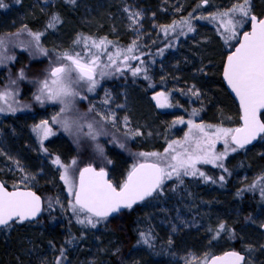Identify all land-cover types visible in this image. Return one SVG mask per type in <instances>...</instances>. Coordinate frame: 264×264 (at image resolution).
I'll return each instance as SVG.
<instances>
[{
  "label": "rangeland",
  "instance_id": "1",
  "mask_svg": "<svg viewBox=\"0 0 264 264\" xmlns=\"http://www.w3.org/2000/svg\"><path fill=\"white\" fill-rule=\"evenodd\" d=\"M6 1L7 6L0 8V38L6 41L0 48L4 58L0 92L13 95L8 103L0 101L6 109L0 112V181L10 189L40 191L45 216L0 229V264H204L205 254L210 257L225 250L243 254V264H264V165L258 163L264 156V136L241 151H231L230 142L227 155L216 164L198 162L197 169L211 179L183 172L173 175L153 198L138 206L99 222L93 217L95 227L87 223L86 212L79 216L73 212V196L61 179L64 168L52 163L58 156L63 165H70L75 183L80 168L94 165L104 168L109 180L119 185L134 163L145 162L139 153H163L170 142L182 141L189 120L237 128L238 108L222 84L221 70L250 19L244 18L236 38L226 42L224 29L211 14L243 0H79L75 24L66 18L41 32L39 43L47 55L36 50L29 32H37L31 29L32 21L56 8L59 0ZM250 7V15H264V0H250ZM137 12L139 16L134 15ZM184 19H190L193 31L177 26L166 32L162 27L174 21L179 25ZM84 37L111 43L96 49L89 40L88 49L84 43L74 48L77 39ZM122 38L125 45L119 42ZM134 41L130 58L124 61V50ZM89 50L100 57L101 66L108 65L103 68L106 74L100 76L98 70L92 92L86 84L76 86L80 95L57 119L77 121L83 128L77 131L74 125L65 131L52 119L63 105L35 100L39 81L64 52L83 55ZM117 50L122 53L118 58ZM108 54L116 64L110 63ZM21 68L24 79L19 78ZM135 68L141 71L133 75ZM161 92L167 94V101L161 98V102L171 107L158 106L154 97ZM8 104L16 111H8ZM113 114L115 125L101 120ZM179 118L184 123H173ZM41 120H47L54 133L42 145L32 130ZM87 123L97 129L102 125L104 134L93 140L86 135ZM224 151V141L218 140L214 152ZM221 163L223 168L218 166ZM221 224L224 229L217 236ZM142 232L150 236L151 247L138 243Z\"/></svg>",
  "mask_w": 264,
  "mask_h": 264
},
{
  "label": "snow or ice",
  "instance_id": "2",
  "mask_svg": "<svg viewBox=\"0 0 264 264\" xmlns=\"http://www.w3.org/2000/svg\"><path fill=\"white\" fill-rule=\"evenodd\" d=\"M207 3L208 0H203ZM7 5L0 0V8ZM250 0H243V3L234 4L230 9L218 13L211 14L213 21L219 20L220 27L224 29L225 41L235 39L237 36V27L241 26L244 18L250 17L251 31L244 32L243 38L238 41V47L227 57V62L224 66V78L228 85L239 98L241 109L242 124L237 128H221L212 125L196 124L192 120L187 123L189 131L185 133L182 141H172L164 149L163 153L141 152L138 155L145 158L143 163H134L128 171L127 176L123 183L114 185L107 179V172L104 168L99 171L89 165L80 170L79 182L76 184L69 175L70 165H63L60 158L57 156L52 163L64 168L61 179L68 185V191L74 197V202H70V207L73 212L79 216L80 212H86L87 223L92 227L96 226L93 222V217L96 222L106 219L112 213L119 212L122 208L131 209L138 201L144 200L146 197L151 196L154 192L161 188L165 179H170L173 175L179 177L181 172L183 175L202 176L205 180L211 179L200 172L196 165L198 162L216 164L227 155L229 150V143L235 145L231 151L235 152L238 148H243L246 144L252 142L256 137L264 133V121L260 119L262 110H264V19H258L256 16L251 15ZM239 14L240 19H237ZM139 16L140 13H135ZM191 17V14H189ZM130 18H132L130 16ZM58 17H53V23L58 22ZM200 19H209V17H200ZM135 22V21H133ZM187 27V31L191 32L194 29L191 26L190 19H184L179 22H173L172 25L162 26L167 32L168 30L175 31L176 27ZM32 40L35 42L36 50L42 54L47 55V52L40 46L41 33L29 32ZM85 48L88 49V41L90 37H84ZM80 39L76 41L79 43ZM6 41L0 38V48L5 46ZM111 41L102 38L99 41L91 40V48L101 49L105 48ZM135 47V41L124 52V61L130 57L129 54ZM122 53L117 50L115 56L118 58ZM12 59V57H7ZM59 63L53 66L46 75V78L39 81L38 95H35V100L43 103V101H59L63 107L60 113L54 116L53 122L60 123L65 131H71L75 125L77 131H81L83 125L78 124L77 121H69L67 118L58 120L61 114L66 113L72 106V101L80 93L76 90L77 85H87V90L92 92L95 90L98 80L96 79L97 72L99 75L104 76L106 73L103 68H107L105 64L101 66L100 57L95 53L86 51L83 55L81 53L64 52L57 58ZM131 59H138V57L131 56ZM108 60L111 64H116V59L112 54H108ZM4 62V58H0V63ZM119 70V69H117ZM141 71L140 68L133 70V75ZM19 78H25V71L23 68L19 70ZM12 84L16 81L12 80ZM193 95H199L198 92H193ZM13 94L5 90L0 92V101L8 103V98ZM161 98L167 101L166 93H157L154 99L157 100L158 106L171 107L170 104L162 103ZM107 103V101H105ZM6 109L0 107V112ZM8 111L15 112L16 109L8 104ZM93 111L89 108V112ZM196 110H193V115ZM101 120L111 122L115 125V116H101ZM125 121L127 118L125 117ZM173 123H184L183 118H179ZM88 132L86 135L90 136L93 140L98 135L103 133V126L99 129L95 128L93 123H87ZM33 132L40 138L41 145L43 140L49 136L54 135L49 122L41 120L39 124L33 126ZM140 133H133L139 135ZM223 140L225 144V151L223 153H215L214 147L218 140ZM99 148V146H97ZM124 147L123 144L120 145ZM103 152V149H99ZM47 151V149H44ZM154 157L153 162H148L147 158ZM76 163L75 160L72 161ZM111 163V161H109ZM223 168L221 163L218 165ZM227 171V169H225ZM223 176L220 177L222 181ZM264 179V177H261ZM215 182V181H213ZM262 196H264V189H262ZM40 211V197L31 191H11L9 192L2 183H0V225H8L9 221L14 218L18 221H24L35 217ZM79 223H85L84 220H78ZM224 229L221 224L217 230V236L220 230ZM141 241L145 245L151 247L150 236L145 233H140ZM171 243V241H170ZM244 257L238 252H226L223 256L208 257L205 254L204 264H241Z\"/></svg>",
  "mask_w": 264,
  "mask_h": 264
},
{
  "label": "trees",
  "instance_id": "3",
  "mask_svg": "<svg viewBox=\"0 0 264 264\" xmlns=\"http://www.w3.org/2000/svg\"><path fill=\"white\" fill-rule=\"evenodd\" d=\"M5 2H7L5 0ZM79 0H59L58 5L56 6V8L54 9H49L45 15L43 16H38L36 19H34L31 23V29L33 30H37V32L41 33L43 32V30H45V28L49 27L50 23H53V17H58V22H55L53 24V26L57 25L58 23H62L64 19H68L70 22H72L73 24H75L77 16L75 15V7L76 5H78ZM80 9V8H79ZM78 9V10H79ZM77 10V9H76ZM75 11V12H74ZM191 15L193 13H190ZM194 20V19H193ZM51 26V27H53ZM78 36V35H77ZM80 39V38H79ZM78 40V39H77ZM121 43H123L122 45H125L127 43L126 38H122L120 39ZM84 40L81 38L80 42L73 45L74 48H80L83 46ZM120 43V44H121ZM231 51V50H230ZM223 93V92H222ZM264 118V114H262V119ZM264 136V133L262 135V137ZM252 147V146H251ZM241 151V150H238ZM116 162L118 165H121L122 163V159L119 156H116ZM258 163L264 165V156H261L258 158ZM39 195H41L40 191H36ZM157 193V192H156ZM156 193L151 197L153 198ZM150 198V199H151ZM138 206V205H137ZM136 207V206H135ZM127 210L123 211L122 213L126 212ZM45 212V208L43 209L42 215L40 218H42V216L44 215ZM45 216V215H44ZM43 219V218H42ZM236 248V247H235Z\"/></svg>",
  "mask_w": 264,
  "mask_h": 264
},
{
  "label": "water",
  "instance_id": "4",
  "mask_svg": "<svg viewBox=\"0 0 264 264\" xmlns=\"http://www.w3.org/2000/svg\"><path fill=\"white\" fill-rule=\"evenodd\" d=\"M251 16V15H250ZM249 19H250V17H249ZM258 19H264V16H262V17H260V18H258ZM251 31V23H249V28H248V30L247 31H244V32H250ZM244 32H242L241 33V35L239 36V39H238V41L239 40H241L242 38H243V33ZM239 45H238V42L235 44V46L233 47V49L231 50V52H229L227 55H226V57H225V59H224V62H223V66H222V70H221V81H222V84H223V86L225 87V89H226V91H227V93L230 95V97L233 99V101L235 102V104H236V106H237V108H238V112H239V126L238 127H240L241 126V124H242V121H241V119H240V117H241V115H242V113H241V109H240V102H239V98L235 95V93L232 91V89L230 88V86L228 85V83H227V81L225 80V78H224V75H223V73H224V66H225V64H226V62H227V57H228V55H230L232 52H234L235 51V48L236 47H238ZM262 114H264V110H262ZM262 114H261V116H262ZM260 116V119L262 120V117ZM263 121V120H262ZM262 135H263V133H261V134H259L257 137H256V139H254V140H252V142L251 143H249V144H246L243 148H238L239 150H242V149H246V148H249V147H251V146H253V145H255L258 141H259V139L262 137ZM232 144V143H231ZM234 147H235V145L234 144H232ZM140 163H143V162H140ZM89 165H87V166H84V167H82V168H80L79 169V171H78V173H77V177H76V184H78V182H79V172H80V170L81 169H83V168H85V167H88ZM92 166V165H91ZM92 167H94V166H92ZM95 168V167H94ZM96 170L97 171H99V169H97L96 168ZM106 171V170H105ZM107 172V171H106ZM108 174V173H107ZM127 176V175H126ZM126 178V177H125ZM107 179L109 180V177H108V175H107ZM1 183V182H0ZM5 187V186H4ZM6 188V187H5ZM7 189V188H6ZM9 192H11V191H16V190H20V191H31V192H34L37 196H39L40 197V211L37 213V215L35 216V217H32V218H30V219H27V220H24V221H19V222H22V223H30V222H34V221H37L40 217H41V215H42V212H43V200H42V198H41V196L38 194V193H36L35 191H33V190H31V189H12V190H9V189H7ZM156 192H154L151 196H149V197H146L144 200H142V201H138L136 204H134L133 205V207L134 206H136V205H139V204H141V203H143V202H145V201H147L148 199H150L154 194H155ZM72 201L74 202V197H73V199H72ZM128 208H122L119 212H116V213H112L111 215H109L107 218H111V217H114V216H116L117 214H119V213H121V212H123V211H125V210H127ZM15 221H18L17 219H13L12 221H9V224H11V223H13V222H15ZM8 224V225H9ZM7 225H0V229L1 228H4V227H6ZM226 252H233L232 250H227V251H225V252H223V253H220V254H217V255H214V256H223L224 255V253H226ZM236 252V251H235ZM239 253V252H238ZM240 255H242L243 257H244V259H245V256L243 255V254H241L240 253ZM244 263V261H242L241 262V264H243Z\"/></svg>",
  "mask_w": 264,
  "mask_h": 264
},
{
  "label": "flooded vegetation",
  "instance_id": "5",
  "mask_svg": "<svg viewBox=\"0 0 264 264\" xmlns=\"http://www.w3.org/2000/svg\"><path fill=\"white\" fill-rule=\"evenodd\" d=\"M94 166V165H93ZM95 167V166H94ZM96 168V167H95ZM1 182V181H0ZM2 183V182H1ZM3 184V183H2ZM4 185V184H3ZM5 186V185H4ZM7 189H9V190H12V189H10V188H8L7 186H5ZM14 189H20V188H14ZM22 189V188H21ZM33 191H35V190H33ZM36 192V191H35ZM37 193V192H36ZM39 220V219H38Z\"/></svg>",
  "mask_w": 264,
  "mask_h": 264
}]
</instances>
